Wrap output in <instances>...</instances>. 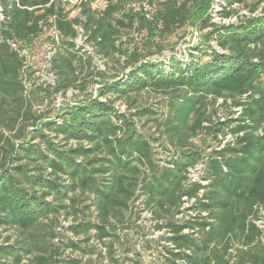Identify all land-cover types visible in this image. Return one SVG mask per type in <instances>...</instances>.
Segmentation results:
<instances>
[{"label": "trees", "instance_id": "trees-1", "mask_svg": "<svg viewBox=\"0 0 264 264\" xmlns=\"http://www.w3.org/2000/svg\"><path fill=\"white\" fill-rule=\"evenodd\" d=\"M248 1L226 0L222 17L235 13L234 4L253 13L264 2L253 0L250 7ZM0 2V226L31 231L60 210H74L73 194L87 191L93 194L97 221L70 228L75 234L95 230L101 241L111 235L115 221L123 222L138 190L156 219L165 218L158 227L169 232L165 240L170 247L165 248L171 263L264 264V231L255 223L260 210L264 212V14L218 24L209 22L210 0H151V19L131 9L124 14L127 0H106L101 10L91 8L88 0L74 17H68L62 0ZM120 11L123 16L116 18ZM135 22L145 32L141 52L116 43L120 28ZM45 25L54 26L64 48L51 58L55 92L77 81L75 62L81 65L83 54L74 40L75 26L80 25L85 41L93 42L99 53L124 55L130 67L124 78L101 80L98 96L132 100L146 89L168 95L161 132L174 147L168 166L156 164L149 140L116 109L114 100L90 96L66 106L56 119H42L32 109L20 79L23 57L8 40L26 48ZM195 25L210 29L206 47L199 49L205 60L195 57L168 68L144 61L164 48L166 37ZM219 99L233 116L215 121ZM199 133L218 142L219 134L229 133L232 140L206 155L191 142ZM69 141L75 145L67 147ZM198 164L203 175L191 181L188 172ZM183 197L194 201L180 210ZM183 211L189 212L187 218H174ZM29 252L25 241L0 245V257L5 258L0 264H9V259L19 263ZM37 259L46 263L43 255Z\"/></svg>", "mask_w": 264, "mask_h": 264}, {"label": "rangeland", "instance_id": "rangeland-1", "mask_svg": "<svg viewBox=\"0 0 264 264\" xmlns=\"http://www.w3.org/2000/svg\"><path fill=\"white\" fill-rule=\"evenodd\" d=\"M91 8L101 10L106 4V0H90ZM137 0H127L123 13L128 10L134 11L133 2ZM222 1V3H221ZM226 0H210L208 10L209 22L231 23L243 16L253 14H264V2L260 3L253 13L249 9L234 4L235 13L229 17H222L221 10L224 8ZM248 6L254 4L253 0L248 1ZM0 7L3 9L2 3ZM68 17L79 15V9L71 7L67 3L64 5ZM120 11L115 13L116 18L123 16ZM4 20V15H0V23ZM209 27L200 29L198 25L187 26L179 29L174 34L163 40L164 48L157 53L145 57L149 60L170 67L174 63H190L195 57H202L201 49L205 48V35ZM80 33L74 42L75 49L83 54L81 65L75 62L77 81L64 91L55 92L57 75L51 68V58L57 50L63 51L60 35L51 25H45L41 34L30 44L23 48V67L20 79L24 85L25 93L32 103V109L42 119L55 118L62 113L66 106L76 103L78 100L97 97L101 100H114L116 109L126 114L134 122L136 131L145 139L149 140L152 146V155L156 164L168 166L169 159L173 156L174 147L168 143L162 135V122L167 112L168 95L163 92H156L150 89L143 90L133 97L126 99L122 95L120 98L114 94L98 96V89L102 81L110 82L114 79L125 77L129 72V66L125 65V56L119 53L104 55L99 53L93 42H86L85 36ZM145 32L139 30L136 22L131 27H121L117 34L116 43L121 48L129 51L137 49L141 52ZM212 46H216L214 41H210ZM200 49V50H199ZM154 50V49H151ZM78 53V54H79ZM87 56L91 59L87 62ZM207 57L203 56L205 60ZM102 74V75H101ZM132 95V93H131ZM229 103V101H228ZM216 114L213 119L224 120L230 114L231 108L228 105H221V100L214 104ZM46 116V117H45ZM4 135L8 132L3 130ZM50 136H53L50 134ZM220 142L211 139L204 133H199L191 139L192 144L199 146L208 154L212 149H218L222 145L232 140L231 134H219ZM38 140H33L37 142ZM54 141L64 144L60 137H54ZM74 141H69L66 146H74ZM206 154V155H207ZM30 174L35 173L33 165H30ZM145 169V173H146ZM198 180V176L203 175L199 171L188 172V179ZM66 182V181H65ZM136 197L130 204L124 215L123 222L113 223L115 226L110 230L111 235L103 240H99L95 230L75 234L71 226L81 222H96V210L93 205V194L89 192L80 193L76 191L75 208L60 210L56 215H50L47 219H42L31 231L22 233L15 226H0V245L15 244L20 245L24 241L30 245V252L22 256L19 263L9 264H38L37 257L43 255L46 258L45 264H70V260H76V264H179L171 263L170 254L165 248L170 247L165 237L169 235L165 227H158L164 223V219H156L152 208L147 207L144 202V195L137 190ZM50 198V197H49ZM186 201L182 203L180 210H184ZM189 212L183 211L174 218L181 220L188 217ZM170 219V217H169ZM40 248H38V246ZM169 245V246H168ZM109 249H111L109 253ZM4 261L5 258L0 257Z\"/></svg>", "mask_w": 264, "mask_h": 264}, {"label": "built area", "instance_id": "built-area-1", "mask_svg": "<svg viewBox=\"0 0 264 264\" xmlns=\"http://www.w3.org/2000/svg\"><path fill=\"white\" fill-rule=\"evenodd\" d=\"M88 0H62V2L64 4H68L70 5L71 7H74V8H78L80 10V7H81V4L83 2H86ZM222 3V1H221ZM132 6L135 7L133 8L134 11H141L139 14L144 16L145 18L147 19H151L152 18V13L154 12V5L153 3L151 2V0H137L136 2H133L132 3ZM3 14V9L0 7V15ZM4 15V14H3ZM76 30H77V33L79 34L81 31V33L83 34V29L80 25H76L75 26ZM8 44H10V46L13 48V49H16L18 52H19V55L23 57L22 55V52H23V48L22 49H19L18 48V45L13 42L12 40H8ZM216 50H218V48L216 46H213ZM234 110H236V115L239 113V109L238 108H234ZM202 169V164H198L196 165L194 168L190 169L189 172L192 173L193 171H201ZM193 179L191 181H194L195 179V174H193ZM205 183V182H203ZM183 201H186L189 205L190 203H192L194 201V199H190V200H187L186 197H183ZM187 205V206H189ZM259 219L255 221V223L264 231V219H263V215H264V212L262 210H260L259 212Z\"/></svg>", "mask_w": 264, "mask_h": 264}]
</instances>
